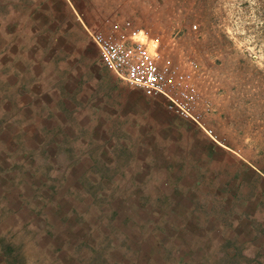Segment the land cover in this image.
<instances>
[{"label":"crops","instance_id":"0c3cea01","mask_svg":"<svg viewBox=\"0 0 264 264\" xmlns=\"http://www.w3.org/2000/svg\"><path fill=\"white\" fill-rule=\"evenodd\" d=\"M122 12L0 0V264H264V144L108 70Z\"/></svg>","mask_w":264,"mask_h":264},{"label":"rangeland","instance_id":"374dc122","mask_svg":"<svg viewBox=\"0 0 264 264\" xmlns=\"http://www.w3.org/2000/svg\"><path fill=\"white\" fill-rule=\"evenodd\" d=\"M122 13L160 36L174 61L199 63L202 102L224 130L251 145L264 144V0H123ZM23 252L42 254L10 250L17 258Z\"/></svg>","mask_w":264,"mask_h":264},{"label":"built area","instance_id":"2783aa9c","mask_svg":"<svg viewBox=\"0 0 264 264\" xmlns=\"http://www.w3.org/2000/svg\"><path fill=\"white\" fill-rule=\"evenodd\" d=\"M192 29H197V25L193 24ZM90 38L101 62L119 79L140 88L147 96L163 98L168 110L196 123L215 142L220 140L203 125L202 115L211 108L202 102L197 85L201 68L197 61H174L164 51L160 36H153L129 20L108 32H92Z\"/></svg>","mask_w":264,"mask_h":264}]
</instances>
